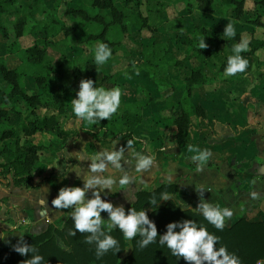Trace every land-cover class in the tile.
Masks as SVG:
<instances>
[{"label":"trees","instance_id":"16d2710c","mask_svg":"<svg viewBox=\"0 0 264 264\" xmlns=\"http://www.w3.org/2000/svg\"><path fill=\"white\" fill-rule=\"evenodd\" d=\"M71 1L55 0L52 8L47 10L40 0H0V36L6 43V52L9 55L20 54L25 66L39 70L33 78L36 91L29 95L23 82L24 67L11 69L6 65L5 59H0V124L10 121L11 116L19 120L16 126L0 130V177L12 175L16 187L29 185L33 189L37 188L43 172L44 157L53 148L65 149L68 141L77 137L78 132L66 130L60 122L61 118L68 115V97H74L79 90L80 81L89 80L95 70L88 56L94 53L99 43L107 44L111 51L115 49L118 43L113 42L110 36L124 35L127 32V21L144 36V44L139 52L143 57L141 67L166 76L167 67L181 69L186 62L190 63L188 75L183 79V87L177 88L174 83L169 84L170 93L177 91L181 95L179 107L161 114L169 122V126L176 129V144L179 148L192 144L191 132L195 122L199 125V122L206 119L202 107L190 103L193 93L214 91L226 78L223 70L228 57L221 56L219 48L225 46L232 50L242 39H248L249 50L241 55L251 56L255 65L258 62L256 53L264 49V35L257 31H264V0H185L186 14L209 16L207 23L195 18L191 24L193 35L198 38L204 36L207 47L199 49V41L194 42L193 38L186 37L183 44L187 47V52L184 56L177 57L163 44L166 25L160 23L163 12L170 19L169 27H173V23L177 21L176 15L171 14L174 12L175 0H120L122 10L114 5L115 0H91L94 9L109 13V22L101 16L89 17L83 10L71 7ZM144 2L145 15L140 11ZM130 4L137 8L134 14L126 10ZM229 13L234 20L249 15L244 24L251 25L253 30L224 39V29L219 26L218 20ZM35 14L42 15L41 26L35 21ZM69 18L75 20L76 26L66 27L61 23ZM88 24L95 28L98 25L104 27L98 34H90L79 42L76 38L77 31ZM28 38L31 39L30 44L24 45ZM72 49L77 50L75 60H69L66 54ZM54 52L61 57L58 63H53L50 58V54ZM168 56L170 61L166 60ZM124 64V69L116 70L114 66L112 72L102 75L95 87L106 90L115 88L117 74L131 66V63ZM18 102L26 107L25 111L18 108ZM146 106L147 103H143L137 94L135 101L125 105L121 113L116 112L109 120H101L95 125L81 121L80 130L90 133L99 143L133 141L134 130L141 124L142 110ZM38 134L53 135L57 140L54 145L47 147L34 144L31 138ZM86 151L94 153V145L88 144ZM164 193L171 196L169 201L149 205L153 199L159 201ZM176 194L177 188L174 185L160 184L138 192L136 202L127 210L126 215L130 209L146 211L157 228V243L144 249H140L137 244L141 239L139 235L128 241L119 230H114L109 234L119 242V252L112 249L98 258L95 243H85L88 233L70 235L73 230L70 216L60 229L50 228L42 236L28 234L20 239L36 249L35 254L44 257L41 264H186L182 258L178 260L172 256L170 250L160 245L158 240L159 235L166 232L168 223L192 220L217 236L219 241L215 247H226L229 253H234L239 258L240 264L264 261L263 223L239 219L233 225L225 224L223 231H219L197 211L179 207L173 199ZM56 237L60 238L67 250L56 243ZM12 247L0 250V264H23L32 255L20 256Z\"/></svg>","mask_w":264,"mask_h":264},{"label":"crops","instance_id":"0c3cea01","mask_svg":"<svg viewBox=\"0 0 264 264\" xmlns=\"http://www.w3.org/2000/svg\"><path fill=\"white\" fill-rule=\"evenodd\" d=\"M49 3L47 9L53 5L52 0ZM74 4L70 3V6L75 8ZM115 6L120 10L123 8L120 1ZM182 13L180 19L188 23L190 19L186 15L185 4ZM230 16L231 14H228V18L218 20L222 29ZM232 22L234 26L237 25L234 19ZM69 26L73 27V22ZM237 27L236 33L248 30L242 26ZM224 39L230 38L224 36ZM122 52L128 56L120 44L112 50L109 59L112 66L116 62L127 61V56L119 58L123 55ZM219 53L224 57L233 55L227 54L225 46L219 48ZM70 55L68 59L75 60L76 56L73 53ZM256 57L258 61L256 66L252 58L244 57L248 61V68L244 73L226 77L230 79L226 86H220L211 92L193 93L192 104L202 107L206 119L199 122V125L193 123L192 144L185 148H179L176 144V129L171 128L169 122L159 116L160 111L169 110L179 103L180 93L176 92L171 96L169 89H166V97L159 99L165 89L149 88L152 85L147 82V76L143 73L135 76L127 73L124 79V72L131 69L128 68L118 73L116 77L115 88L119 87L122 90L118 113L122 112L125 105L132 104L137 94L142 101L152 102L143 114L141 124L134 130V140L130 149L127 148L129 140L99 143L90 133L80 130L81 120L74 116L71 107V100L76 95L68 97V115L61 118L60 122L66 130L78 132V135L74 140L68 141L65 149L53 148L44 157L38 187L35 189L29 185L16 187L12 175L0 177V233L5 235L4 239L0 240V250L12 247L24 235L39 237L50 228L60 229L64 226L71 209L57 210L51 201L56 198L61 188L83 187L82 178L71 171L74 166L84 171L88 169L90 161H79L75 158L79 152L91 156L99 151L125 149V161L130 163L122 162V166L130 177V183L124 188H117L115 193L106 195L107 189L101 193L102 200L112 203L114 207L122 206L125 214L136 202L138 192L160 184H171L177 188V194L173 199L182 209L195 211L202 198L206 203L232 210L233 215L225 219L226 225H233L239 219L264 224V72L260 71V75L257 74L258 71L254 73L255 67L259 69L260 65H264V50H259ZM5 60L11 69L25 66L21 60L22 64L10 67L8 59ZM26 78L29 85L24 82ZM175 79L176 75L171 73L169 82L175 83ZM256 81L259 85H255ZM23 82L27 94L31 95L36 91L33 78L26 74ZM143 85L147 87L145 90L140 88ZM17 106L21 111L26 110L21 102H18ZM13 117L15 116H11ZM14 120L12 126L19 122L16 117ZM31 140L34 144L47 147L54 145L57 139L53 135L38 134ZM90 143L94 145V153L86 151V146ZM201 151L210 153L209 158L202 163L194 161L193 156ZM138 152L145 155L151 153L155 157L153 166L142 173L135 171V155ZM113 174L119 177L123 173L115 170L105 173ZM168 177L171 179H166ZM86 198H92L91 190ZM42 200L46 201V204H42ZM100 215L102 219L107 220V213L101 212ZM56 243L67 250L60 238L56 237Z\"/></svg>","mask_w":264,"mask_h":264},{"label":"clouds","instance_id":"9594fccd","mask_svg":"<svg viewBox=\"0 0 264 264\" xmlns=\"http://www.w3.org/2000/svg\"><path fill=\"white\" fill-rule=\"evenodd\" d=\"M223 35L233 38L236 35L234 25L229 23L224 26ZM248 39H242L240 43L232 48L233 55L229 56L223 70L224 77L236 76L244 73L248 68V61L241 53L247 52ZM197 47L204 49L207 45L204 36H200ZM112 56V51L105 43H99L94 49V61L97 65L105 64ZM92 80H81L76 98L71 100L72 113L81 120L95 125L101 120H109L120 107L122 90L119 87L106 90L103 87H95ZM132 147V141L127 142V148ZM114 149V146H113ZM125 149L118 151H99L95 155L77 153L75 158L79 161H90L87 171L80 167H72L77 177L82 178L83 187H64L58 191L55 199L51 201L57 210L71 209L70 218L73 222V230L70 235L77 233H88L85 243L96 245V256L99 258L109 250L116 249L119 252V242L111 233L119 230L125 240L131 241L139 235L137 244L140 249H144L150 244L157 243V228L148 216L146 211H136L130 209L125 214L122 206L114 207L112 203L101 199V193L107 189V194L116 192L117 188H124L130 183V177L124 172L123 163L125 161ZM210 153L201 151L193 156V160L202 163L207 160ZM154 155H145L138 152L135 155V171L142 173L153 166ZM123 173L119 177L116 175H105L111 172ZM83 176L81 177V173ZM166 179H171L170 177ZM91 190L90 199L86 195ZM171 196L164 193L161 199H153L149 205H157L160 201H169ZM46 204V201H41ZM203 216L215 229L223 231L225 219L230 218L233 212L228 207H216L206 203L202 198L195 209ZM101 212L107 213V220L101 218ZM15 229V228H13ZM178 230V231H177ZM4 233H0V240L4 239ZM219 238L210 234L207 228L198 226L192 220H181L171 222L166 225V232L159 235L158 243L166 246L172 256L183 259L186 264H240L239 258L234 253H229L226 247L216 248ZM12 250L20 256H29L23 264H41L44 257L36 253V249L24 243L20 239ZM257 264H264V261H257Z\"/></svg>","mask_w":264,"mask_h":264},{"label":"rangeland","instance_id":"374dc122","mask_svg":"<svg viewBox=\"0 0 264 264\" xmlns=\"http://www.w3.org/2000/svg\"><path fill=\"white\" fill-rule=\"evenodd\" d=\"M49 1L50 0H40L42 6L45 9H47V7L50 6ZM119 1L120 0H115L114 4H115V2H116V4H119ZM54 2H55V0H52L53 4H54ZM89 2H90V0H72L71 2H69V4L75 3L74 4V5H76L75 8H79V9L83 10L84 12L87 13V15L89 17L101 16V17H104L106 22L110 21V15L107 13V11L94 9L91 6V2L90 3ZM185 2H186L185 0H175V4L173 7L174 12L171 14L176 15L175 17H177V21L175 23H173V27H169L170 19L168 18V16L164 12L162 13L161 19H160V23L166 25V28L163 31L164 35L162 33H160L161 35L164 36L163 44L166 45V47L173 54L174 57H177L179 55L184 56L185 53L187 52V47L183 44V41L186 37L193 38L194 42L199 41V38L197 36L193 35V31L191 29L192 20H194L196 18L199 21L207 23L208 19H209V16H207V15H204V16L198 15L196 17L195 16L196 14L195 15L194 14L193 15L186 14L189 17L190 21L188 23L182 21L180 18L183 14L182 10L184 8ZM120 3H121V1H120ZM145 5H146V3L144 2L143 6L140 8V11H142V13L144 15L146 12V6ZM50 9H47V10H50ZM126 10L131 14H134L135 12H137V8L132 4L128 5L126 7ZM171 14H170V16H171ZM229 15H230V13H229ZM34 18H35V21L41 26L42 22H43L42 15L35 14ZM225 18H228V16L222 17L221 19H225ZM248 18H249V15H244L240 20H234L237 24L236 26H234L235 32H237V30H238L237 26H242L244 28H248V30H250V31L253 30L251 25L244 24V21H246ZM3 19L4 18H2V20ZM232 21H233V18L230 16L228 19V23H226V24H229V23L232 24L233 23ZM72 22H73V25L76 26V22L74 19L69 18L67 20L64 19L63 21H61V23L64 24L66 27H71V26H69V24ZM103 27H104V25H102V26L98 25L95 28L94 25L88 24L86 27L81 28L77 31L76 38L79 42H82L87 38L88 35L98 34L103 29ZM126 27H127V32L124 35L111 34L110 39L112 41H116V43L120 44L125 49V51L128 53V56H127V54L122 52L123 55L119 56V58L122 59V58H125L127 56V61L116 62L112 66L111 61L108 60L103 65H97L94 61V58H93L94 53H91L88 56L91 63H93L95 65V70L90 76V80H92L95 83L94 85H96L99 82L102 75L112 72L114 66H115L116 70L124 69L125 68L124 63L126 62V64L131 63V66H130L131 69L129 71L124 72V74H123L124 79H125V74H127V73H132L134 76L139 75L140 73L145 74L147 76V82L152 85V87H149V88L155 89V90L165 89L161 92L159 99H161V98L164 99L166 97V95H165L166 89H169L170 88L169 84H171L169 82L170 80H168L169 75L171 73H174L176 75V79H175V83H174L175 86L177 88L183 87V78L188 75L190 63L186 62L181 69H176L172 66L167 67L166 72H165L166 76L163 75V73H156L155 71H150V70L144 69L140 65L143 61V57L139 54V52L141 50V45L144 44V41L142 40V37H144V36L139 34V32L131 25L130 21H127ZM248 30H246V32ZM255 30H257V29H255ZM257 31L258 32L260 31L259 33L264 35V31H262V29H258ZM161 35H160V37H161ZM30 41H31V39L28 38L27 41H24V45L30 44ZM262 50H264V49H262ZM76 52H77L76 49H72L71 52L70 51L66 52L67 57H69V58L71 57L70 53H73L75 56H77ZM226 52H227V54H229V53L234 54L232 52V50H229L227 48H226ZM242 56L252 58L251 56H244V55H242ZM2 57L4 59H8L7 60L8 65L10 67H14V66H18L19 64H22L21 57L18 54H10L9 55L6 52V43L3 41L2 38H0V58H2ZM9 57H11V58H9ZM50 58L52 59L53 63H58L61 61V57H60L59 53H56V52L51 53ZM166 60L170 61L171 59L168 56L166 58ZM254 65H255V63H254ZM255 68H254V73L257 71H258L257 74H259L260 71L264 72V65L263 66L260 65L259 69L258 68L255 69ZM24 69H25V76L27 74V76H29V78H34L39 73V70L36 67L24 66ZM259 75H258V77H259ZM24 80H25L24 82L27 83V85H29V81H27V78ZM229 80L230 79L225 78V80L221 86H226L228 84ZM255 85H259L257 81H256ZM175 86H174V88H176ZM140 88L145 90L144 88H147V87L145 85H143V87H140ZM176 92L177 91H174L170 95L172 96V94L176 93ZM143 103H147L146 108H144L142 110L143 114H145L146 110H148V107L150 106V104H152V102L147 100L146 102L143 101ZM190 103H192V100H190ZM178 107H179V103L177 105H173L171 107V109L175 110ZM162 112L163 111H160V113H159L160 117H161ZM14 118L15 117L11 118L10 121H7V122H4L3 124H0V130H6V129L11 128V125L13 123H15ZM159 120H161V118H159Z\"/></svg>","mask_w":264,"mask_h":264}]
</instances>
